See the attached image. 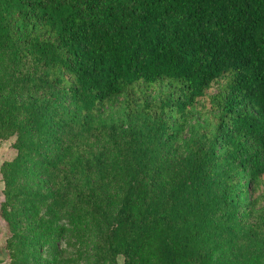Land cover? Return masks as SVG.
<instances>
[{"label":"trees","instance_id":"trees-1","mask_svg":"<svg viewBox=\"0 0 264 264\" xmlns=\"http://www.w3.org/2000/svg\"><path fill=\"white\" fill-rule=\"evenodd\" d=\"M12 138L10 264H44L34 209L85 222L88 264H264V0H0Z\"/></svg>","mask_w":264,"mask_h":264},{"label":"rangeland","instance_id":"rangeland-1","mask_svg":"<svg viewBox=\"0 0 264 264\" xmlns=\"http://www.w3.org/2000/svg\"><path fill=\"white\" fill-rule=\"evenodd\" d=\"M222 83L223 82H221L220 84H216L215 87L209 91V94L211 96L215 95L219 91V87ZM122 100L123 99L120 98L104 110L102 119L106 124L113 125L114 123L125 119V115L120 106ZM205 120L206 117H200L198 115V117H196L185 127L183 134L179 137V140L177 142V147L179 148L178 152L180 154H183L184 152L180 147L183 146L184 140H188L190 138V130L192 129V127H198L199 123L204 124ZM14 142L15 138H12L9 141L0 143V207L4 202V183L1 168L5 163L11 162L16 158L17 152L14 149ZM92 142L96 143L97 141L93 140ZM261 194L262 192H256L254 198L260 197ZM261 204L263 205V202H261ZM29 217L32 218V220L33 218L37 220L46 234L44 239L46 245L42 248V257H44V264H88V260L94 244V235L91 229L86 226L85 222L82 219H74L70 217L67 218V216H64L61 218H54V220L56 219V222L51 223L50 219L52 216L47 212V210L44 209H34ZM61 226H63L65 230L61 232L60 235H58L59 237L54 236V238H56L57 240L56 247L59 251V255H55L53 253L54 251L52 249V244H50L53 241H47V234L51 232L54 233L55 230L59 227L61 228ZM0 236V238L2 239V251L7 257L6 264H10L11 262V254H9L10 249L14 254L13 258L16 261H23V259L25 258V255L23 254L24 248L19 241L11 240L13 237V233L3 217L0 218ZM119 264H123L122 257L119 258Z\"/></svg>","mask_w":264,"mask_h":264},{"label":"crops","instance_id":"crops-1","mask_svg":"<svg viewBox=\"0 0 264 264\" xmlns=\"http://www.w3.org/2000/svg\"><path fill=\"white\" fill-rule=\"evenodd\" d=\"M1 242H2V239L0 238V264H6L7 263V257L5 256V254L2 251V243Z\"/></svg>","mask_w":264,"mask_h":264}]
</instances>
